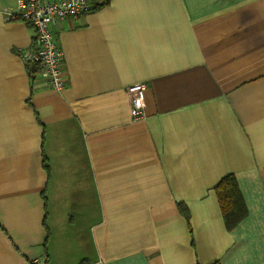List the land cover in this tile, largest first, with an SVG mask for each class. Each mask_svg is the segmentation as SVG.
I'll return each mask as SVG.
<instances>
[{
  "label": "crops",
  "instance_id": "1",
  "mask_svg": "<svg viewBox=\"0 0 264 264\" xmlns=\"http://www.w3.org/2000/svg\"><path fill=\"white\" fill-rule=\"evenodd\" d=\"M16 6L0 0V264H264V0H107L63 19L60 90L21 61Z\"/></svg>",
  "mask_w": 264,
  "mask_h": 264
},
{
  "label": "built area",
  "instance_id": "2",
  "mask_svg": "<svg viewBox=\"0 0 264 264\" xmlns=\"http://www.w3.org/2000/svg\"><path fill=\"white\" fill-rule=\"evenodd\" d=\"M107 0H17L15 9H5V21L20 20L32 29L33 42L18 47L17 53L25 65H37V74L46 85L60 90L65 83L62 51L56 41V28L63 19H76L103 5ZM132 119L143 118L144 83L127 87Z\"/></svg>",
  "mask_w": 264,
  "mask_h": 264
},
{
  "label": "trees",
  "instance_id": "3",
  "mask_svg": "<svg viewBox=\"0 0 264 264\" xmlns=\"http://www.w3.org/2000/svg\"><path fill=\"white\" fill-rule=\"evenodd\" d=\"M35 67L30 70V77L34 79ZM236 180L233 175H227L220 179L219 183L215 186V192L221 210L223 212V218L226 223L231 225L236 224L243 215L242 205H240V192H238Z\"/></svg>",
  "mask_w": 264,
  "mask_h": 264
}]
</instances>
